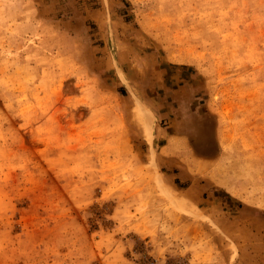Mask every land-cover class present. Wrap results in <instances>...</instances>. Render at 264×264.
I'll return each instance as SVG.
<instances>
[{
	"label": "rangeland",
	"instance_id": "rangeland-1",
	"mask_svg": "<svg viewBox=\"0 0 264 264\" xmlns=\"http://www.w3.org/2000/svg\"><path fill=\"white\" fill-rule=\"evenodd\" d=\"M196 112L221 154L170 183ZM0 264H264V0H0Z\"/></svg>",
	"mask_w": 264,
	"mask_h": 264
},
{
	"label": "crops",
	"instance_id": "crops-1",
	"mask_svg": "<svg viewBox=\"0 0 264 264\" xmlns=\"http://www.w3.org/2000/svg\"><path fill=\"white\" fill-rule=\"evenodd\" d=\"M176 71H180V73L167 75L166 81H172V83L188 82L187 80H189L190 73L187 68ZM183 74L184 76H182ZM124 87L125 86H123V88ZM165 88L167 87L165 86ZM188 93L186 92V94ZM197 113L198 112H196V116L190 122H179L178 124H173L172 127L171 125L162 126L160 119L158 122L157 119L154 121L151 146L153 149L157 150L156 158L160 172L170 183H173L176 179H178L179 182L191 179L184 170L183 165L175 158L176 156L180 157L181 154L172 149L170 143L171 139L186 141L188 148L199 160H214L221 154L217 136L219 130L218 122L212 116H207L205 113L200 115ZM162 150L165 153H162ZM214 192L216 194H224L234 199L226 190L213 186L205 180L200 186L194 183L192 186L188 187L184 193L187 198H190L196 204V206L202 208L203 206L209 205V197L211 195L213 196ZM220 200L222 201L223 199Z\"/></svg>",
	"mask_w": 264,
	"mask_h": 264
},
{
	"label": "bare ground",
	"instance_id": "bare-ground-1",
	"mask_svg": "<svg viewBox=\"0 0 264 264\" xmlns=\"http://www.w3.org/2000/svg\"><path fill=\"white\" fill-rule=\"evenodd\" d=\"M122 77H123L124 81L127 82V80L125 79V77L124 76H122Z\"/></svg>",
	"mask_w": 264,
	"mask_h": 264
}]
</instances>
